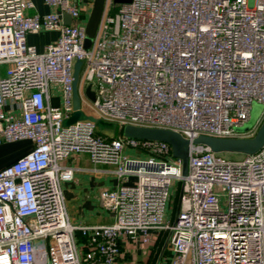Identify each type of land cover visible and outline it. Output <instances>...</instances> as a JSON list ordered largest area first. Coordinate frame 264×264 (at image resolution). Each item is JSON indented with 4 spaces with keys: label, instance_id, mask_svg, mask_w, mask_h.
<instances>
[{
    "label": "built area",
    "instance_id": "1",
    "mask_svg": "<svg viewBox=\"0 0 264 264\" xmlns=\"http://www.w3.org/2000/svg\"><path fill=\"white\" fill-rule=\"evenodd\" d=\"M43 2L52 11L39 15L29 0H0V145L32 144L0 168V264H115L120 240L158 233L169 235L160 264H264V142L238 160L191 142L251 138L263 121L264 0H104L87 49L75 2ZM51 29L58 35L40 52L27 44ZM75 61L79 109L120 130L178 133L189 141L185 175L163 141L108 138L87 119L62 125ZM252 101L258 118L236 131ZM79 154L112 167L115 188L98 193L109 224L68 220L62 184L73 169L63 162ZM173 181L177 217L165 219Z\"/></svg>",
    "mask_w": 264,
    "mask_h": 264
},
{
    "label": "crops",
    "instance_id": "2",
    "mask_svg": "<svg viewBox=\"0 0 264 264\" xmlns=\"http://www.w3.org/2000/svg\"><path fill=\"white\" fill-rule=\"evenodd\" d=\"M32 8L29 13L43 15L52 11L44 4L43 0H29ZM79 9L80 19L85 22L92 4V0H72ZM56 30H41L34 34L26 35L27 44L33 46L37 52L56 39ZM2 68L0 71L2 72ZM54 97L59 100V86L52 84L49 86ZM55 96H57L55 98ZM31 142L27 139L3 143L0 145V168L10 163L17 157L31 149ZM64 165L73 169V177L70 181L62 184V189L66 192L64 196L65 211L68 220L75 225H98L109 224L112 216L100 204L98 193L101 189L115 188L117 181L112 172V167L107 164L92 163L85 154H79L66 159ZM132 178H128V182ZM159 234V233H158ZM158 234L154 235L147 244L120 240V254L115 264H134V260L142 254L143 264H156L159 252L164 244H158ZM164 253V251H163ZM162 253V255H163ZM161 255V257H162ZM153 257L154 260H153ZM160 260L157 264H160Z\"/></svg>",
    "mask_w": 264,
    "mask_h": 264
},
{
    "label": "water",
    "instance_id": "3",
    "mask_svg": "<svg viewBox=\"0 0 264 264\" xmlns=\"http://www.w3.org/2000/svg\"><path fill=\"white\" fill-rule=\"evenodd\" d=\"M104 0H92L89 14L84 23L85 38L83 47L87 49L91 43V39L95 33ZM114 2H128V0H113ZM62 21L65 24L70 23V18L67 14L62 15ZM80 67V61H75L73 65V81H72V105L73 111L69 117L62 120V125H68L76 120L87 119L91 121L98 129V131L111 138L113 136L114 124L101 118H97L91 115H85L79 109V100L76 92V82L78 77V71ZM85 96L90 100H94V93L89 89V85L84 88ZM128 137L144 140L163 141L167 143L171 148V154L173 157H177L181 160V173L185 175L187 165V153L189 141L181 137L178 133L167 129L160 128H146L130 126L126 129ZM193 144H202L207 146L213 152H240V153H252L256 151L264 142V119L251 138H222L213 137L207 135H198L191 141ZM177 217V211L175 218ZM169 235L164 240V244L159 252L156 264L159 262L160 257L165 249Z\"/></svg>",
    "mask_w": 264,
    "mask_h": 264
},
{
    "label": "rangeland",
    "instance_id": "4",
    "mask_svg": "<svg viewBox=\"0 0 264 264\" xmlns=\"http://www.w3.org/2000/svg\"><path fill=\"white\" fill-rule=\"evenodd\" d=\"M82 89H81V93H82ZM53 93V92H52ZM82 96L84 97V95L82 94ZM52 98L54 97V95L51 96ZM57 96H55L56 98ZM51 101L55 104H58V100H53L51 99ZM81 106L82 108L86 111V113L88 114H92L93 111L88 109L86 106H84L82 103H81ZM262 109V104L261 103H257L255 101H252L251 103V109H250V113H249V118L244 121L241 125L239 126H235L234 129L236 131H245L247 130L248 128H250L256 121V119L258 118L259 114H260V111ZM132 125H129V124H126L122 127V129L120 130L119 127L116 125L114 126V131H113V137H119V136H122V137H128V135L126 134V129L127 127H130ZM133 152H139L140 154H145L144 151L141 150L138 151H133ZM132 152V153H133ZM218 155H220L221 157L225 158V159H229V160H238V159H241L242 156H243V153H240V152H228V151H223V152H217ZM177 188H178V183L176 181H173L170 186H169V203H168V207L166 208V215H165V219L173 212V215H174V212L177 210L176 208H178V205H177V202H178V199H177ZM62 192L63 194H65V190L62 189ZM165 237H166V234H162V233H159L158 234V244H162L165 240ZM166 250V249H165ZM143 255L140 254L136 257V260H134V264H143V260H142V257ZM155 257H153V260H154Z\"/></svg>",
    "mask_w": 264,
    "mask_h": 264
}]
</instances>
